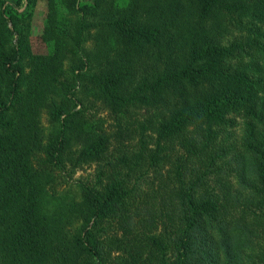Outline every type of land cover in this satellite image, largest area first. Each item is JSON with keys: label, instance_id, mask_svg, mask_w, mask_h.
<instances>
[{"label": "trees", "instance_id": "1", "mask_svg": "<svg viewBox=\"0 0 264 264\" xmlns=\"http://www.w3.org/2000/svg\"><path fill=\"white\" fill-rule=\"evenodd\" d=\"M26 1L0 0V264H264V0H45L38 53ZM69 164L97 175L66 203Z\"/></svg>", "mask_w": 264, "mask_h": 264}, {"label": "rangeland", "instance_id": "2", "mask_svg": "<svg viewBox=\"0 0 264 264\" xmlns=\"http://www.w3.org/2000/svg\"><path fill=\"white\" fill-rule=\"evenodd\" d=\"M6 2L5 7L16 8L19 13L25 14L27 11L26 0H4ZM48 15V7L45 0H39L37 6L33 10L32 17L28 20H24L23 28L27 27V37L30 42L31 48L34 53L43 52L45 50V44L41 41V36L46 26V18ZM12 27V23H10ZM93 34L89 38L87 48L89 51L95 47V40ZM17 38V37H16ZM92 100V99H89ZM93 104L89 103L86 116L94 123H98L105 131H112L115 125V118L112 113L103 106V104L92 101ZM143 113H136L137 119L143 118ZM42 123L45 128L48 129V118L44 114L42 117ZM76 149V147L74 148ZM96 165H82L74 168L69 164L65 171L57 172L56 176L50 179L48 188L50 189L51 195L65 200L66 203L79 199V190L77 189L75 182L77 181H93L96 177ZM48 189V190H49ZM53 209V207H52Z\"/></svg>", "mask_w": 264, "mask_h": 264}]
</instances>
